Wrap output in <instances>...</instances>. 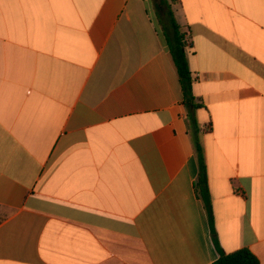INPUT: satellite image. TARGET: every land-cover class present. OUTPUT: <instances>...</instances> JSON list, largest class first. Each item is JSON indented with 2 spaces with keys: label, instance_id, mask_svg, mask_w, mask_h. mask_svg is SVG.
I'll return each instance as SVG.
<instances>
[{
  "label": "crops",
  "instance_id": "obj_1",
  "mask_svg": "<svg viewBox=\"0 0 264 264\" xmlns=\"http://www.w3.org/2000/svg\"><path fill=\"white\" fill-rule=\"evenodd\" d=\"M169 11L204 106L213 224ZM241 249L264 264V0H0V264Z\"/></svg>",
  "mask_w": 264,
  "mask_h": 264
},
{
  "label": "trees",
  "instance_id": "obj_2",
  "mask_svg": "<svg viewBox=\"0 0 264 264\" xmlns=\"http://www.w3.org/2000/svg\"><path fill=\"white\" fill-rule=\"evenodd\" d=\"M162 27L164 43L168 52L170 53V56L172 57L178 74L179 82L182 87L184 96L183 103L188 108L190 114L189 117L193 131V141L200 168L198 182L196 184L197 193L203 200L210 221L213 224V210L208 185L205 151L200 139V128L196 118L194 117L195 111L203 108L204 106L199 104L193 96V79L189 68L188 54L184 44V33H182L180 26L176 22L171 11L167 13L166 22L162 24ZM214 264H259V260L251 251L247 249H241L229 254L221 251L219 259Z\"/></svg>",
  "mask_w": 264,
  "mask_h": 264
},
{
  "label": "built area",
  "instance_id": "obj_3",
  "mask_svg": "<svg viewBox=\"0 0 264 264\" xmlns=\"http://www.w3.org/2000/svg\"><path fill=\"white\" fill-rule=\"evenodd\" d=\"M188 46V43H185V47Z\"/></svg>",
  "mask_w": 264,
  "mask_h": 264
},
{
  "label": "rangeland",
  "instance_id": "obj_4",
  "mask_svg": "<svg viewBox=\"0 0 264 264\" xmlns=\"http://www.w3.org/2000/svg\"><path fill=\"white\" fill-rule=\"evenodd\" d=\"M162 24H163V22L161 23V28H162V30H163Z\"/></svg>",
  "mask_w": 264,
  "mask_h": 264
}]
</instances>
